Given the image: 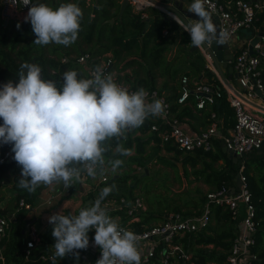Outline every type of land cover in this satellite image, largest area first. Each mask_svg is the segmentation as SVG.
I'll return each instance as SVG.
<instances>
[{"label": "trees", "instance_id": "16d2710c", "mask_svg": "<svg viewBox=\"0 0 264 264\" xmlns=\"http://www.w3.org/2000/svg\"><path fill=\"white\" fill-rule=\"evenodd\" d=\"M69 2L77 4L83 12L78 39L70 46L55 43L46 46L36 45L34 43L36 37L30 22L25 24L24 21L10 20L5 24L4 19L0 17V87L9 80L14 83L18 82L20 65L25 62L41 66L42 78L55 81L60 87L63 72L67 70H76L79 77L87 74L86 68L76 60V55L83 51L89 52L92 63L98 65L101 58L110 53L116 60L115 67L118 70L119 79L136 88L159 89L171 101L174 114L182 118L196 115L192 106L178 101L182 76L188 75L191 83V78L198 76L203 69L209 76L214 73L206 68L205 57L199 52V49H192L190 34L184 31L172 16L154 5L141 10L135 9L131 2L121 13L122 0H33V5L45 3L55 9L60 4ZM110 18H114V22H110ZM263 20L264 13L258 23H262ZM166 30L167 32H165ZM173 48H175L173 54L169 56ZM66 56L68 59L64 61L63 57ZM262 66L264 77V58ZM225 107L229 108L232 115V109L226 97H222L214 105V109L221 114ZM203 110L201 109V111ZM227 115L230 114L225 113V116ZM233 116L232 124L235 121V114ZM203 117L205 120L201 122L207 127L212 122L211 113L207 112ZM154 122L163 126L156 117H149L140 128L128 133L126 140L119 141L130 150L131 154L128 156L115 154L118 141L109 142L111 151L106 153L105 159H121L123 164L119 169H122L123 173L101 182V185L91 190L90 194L94 197L98 191L99 196L104 184L107 186L115 184L118 187V190L114 189L107 197L135 196L138 191H145L146 194L154 191L155 186L149 188L150 178L153 177L151 169L137 171L136 167V165H144V160L150 155L148 150L151 144L158 152L153 163L174 169V178L180 186H183L185 182L189 184L196 181L208 185V190H202L198 186L195 188L202 192L200 195L177 191L165 197H160L157 194L156 199L149 196L148 211L143 213L141 221L138 222L139 227H143V225L161 221L164 218L165 210L199 213L208 199L207 192L221 188L223 185H236L235 174L239 173L241 164H244L242 171L247 175L248 187L252 202L256 206L260 225L252 246L257 257L243 264H264V152L252 154L245 160L234 161L224 150L220 141H216L215 147L209 150L199 148L185 152L168 143L162 144L158 132L151 129ZM0 124H2V120H0ZM9 145L0 144V157ZM164 148L169 156L162 154ZM179 161L184 165V173L180 172ZM226 164L229 165V169L225 166ZM15 165L14 159L10 162L0 163V187L2 174L12 168L15 169ZM20 179L21 176L15 177L16 191L9 198L7 206L3 208H8L10 204V209L15 208L16 200L20 196H26L30 201H35L37 198L36 192L29 193L17 187ZM70 188L74 190L73 186ZM165 198L168 200L165 201ZM153 202L156 206L159 203L160 210L154 212ZM93 204L90 202L80 209ZM119 212L125 216V210ZM239 221L240 218H234L233 212L227 204L212 202L209 222L205 228L186 233L181 241L193 251L198 263L206 264L209 260L222 263L237 234ZM52 228L51 224L42 236V241L45 242L52 236ZM24 237L23 221L19 219L4 237L5 252L13 262H24L22 256L25 246ZM51 241L54 243V239ZM210 244L212 245L209 246ZM42 249L43 246H40V249L37 250L39 252ZM68 255L72 256L73 254Z\"/></svg>", "mask_w": 264, "mask_h": 264}, {"label": "clouds", "instance_id": "9594fccd", "mask_svg": "<svg viewBox=\"0 0 264 264\" xmlns=\"http://www.w3.org/2000/svg\"><path fill=\"white\" fill-rule=\"evenodd\" d=\"M23 3L30 5L25 21L31 23L36 45L70 46L77 41L83 18L77 4L62 3L54 9L45 3L33 5L30 0ZM205 3L193 0L188 8L199 19L182 22L179 15L173 19L190 34L192 47L222 46L229 34L218 32ZM164 113L162 100L149 102L143 88L130 92L99 66L86 79L79 78L76 70L63 72L58 87L55 81L42 78L41 66L25 62L20 65L18 82L9 80L0 87V144L12 146L13 159L21 166L20 189L34 193L41 186L61 182L71 187L85 174L95 178L106 164L117 172L123 161H106L109 142L118 141L115 154L130 155L119 141L126 140L127 134L149 117ZM114 189L115 184L104 187L94 204L82 208L78 215L60 212L49 217L54 238L52 264L68 254L78 258L77 250L87 249L88 233L93 229L95 245L101 250L96 264H141L138 235L120 227L102 207Z\"/></svg>", "mask_w": 264, "mask_h": 264}, {"label": "built area", "instance_id": "2783aa9c", "mask_svg": "<svg viewBox=\"0 0 264 264\" xmlns=\"http://www.w3.org/2000/svg\"><path fill=\"white\" fill-rule=\"evenodd\" d=\"M129 1L138 10L150 5L156 6L152 0ZM30 3L33 4V0H30ZM205 5L217 15L220 31L229 34L228 42L234 49L233 57L228 61L238 72L239 87L230 81V84L225 81L217 68L212 52L206 47L200 48L206 59L205 66L214 73L215 79L190 83L189 76L183 75L178 101L188 103L193 97L196 107L204 108L207 104H216L222 97H226L234 108L235 121L231 128H221L218 112L213 110L212 122L199 131L193 130L186 125L184 118L174 114L171 101L166 94L161 93L157 88H145L149 102L160 99L165 106L164 115L156 117L163 126L154 122L151 129L158 132L162 144L168 143L185 152L199 148L209 150L215 147L216 141H220L227 149L239 153L256 154L257 150L264 148L262 66L264 20L258 23L264 13V0H206ZM29 7L30 5L24 6L23 0H0V16L2 18L16 17L17 14L27 12ZM246 28H253V31H246V35L240 37V32ZM75 57L87 70V74L79 78H91V71L99 66L104 74H111L118 85L127 88L130 92L140 89L118 78L116 60L110 53L102 57L98 65L92 63L89 52L83 51ZM67 59V56L63 57L64 61ZM11 148V145L6 148L0 157V163L10 162L13 159L14 153ZM136 167L139 170L142 169L141 165ZM243 167L244 164H241L239 171L241 184L238 185L236 179L234 186L223 185L221 188L209 190L208 199L199 213L165 210L161 221L139 227L138 222L141 221L143 213L148 211V205L143 196L136 194L135 196L107 197L102 201V207L108 210L111 217L114 215L120 217V221L117 222L120 227L138 235L141 264H200L193 251L183 244L181 238L188 232L205 228L209 222L212 202L225 203L232 210L234 218H240L239 228L225 260L222 263L209 260L206 264H243L257 257L252 246L260 225L256 206L252 202L248 187V178L242 171ZM102 180L106 181L107 176H104ZM38 200L40 202L36 203V200L30 201L26 196H20L16 200L15 208L0 209V264H52L53 251L38 252L37 250V244L42 241V233L37 227L36 220L39 207L42 206L43 213V206L53 204L55 199L54 195H49L40 197ZM120 210H125V216L119 212ZM21 214H23L22 218ZM78 214V211L75 212V215ZM19 219L23 221L25 233L22 255L24 262L16 263L5 252L4 237ZM88 236L89 246L87 249L77 250L79 257L76 264H96V261L101 258V250L94 241L95 230H90Z\"/></svg>", "mask_w": 264, "mask_h": 264}, {"label": "rangeland", "instance_id": "374dc122", "mask_svg": "<svg viewBox=\"0 0 264 264\" xmlns=\"http://www.w3.org/2000/svg\"><path fill=\"white\" fill-rule=\"evenodd\" d=\"M174 49L175 48H173L170 51L169 56H172ZM149 149H150V152H149L150 155L147 159L144 160L145 166L144 165L143 166H144V170L151 169L150 172L153 175V177L150 178V181H149V188H151V187L154 188V186H155L156 189L149 194H146L145 191H138L139 195H140V193H142L145 200L147 199L146 202L148 201L149 196H152L154 199H156L157 194L160 197H165V196L172 195L177 191H187L190 195H200L202 192H199L195 189L197 186H198V188H201L202 190H208V185H206L205 183H201V182L199 183L198 181L192 182L189 184L187 182H185V184L183 186H180L177 183V180L174 178V169H172L171 167H165L159 163H157V164L153 163V161L156 160L157 153H158V152H156V148L154 147L153 144H151L149 146ZM162 154H166L167 156H169L168 155L169 153H165L163 151H162ZM179 162H181V161H179ZM225 166L229 169L228 164H226ZM14 167H15V169L12 168V169H10V170H8L2 174V179H1L2 181H1V187H0V207L3 204L5 206H7V202L9 200V198L12 196L13 192L16 191L15 187H14L15 177L21 176V166H19L16 163V165ZM179 168H180V172L184 173L185 168H184L183 163H182V167L179 166ZM122 173H123L122 169L121 170L118 169V171L114 173V172H112L111 168H109L107 170H103L100 173H98V176L96 178H97V180L99 178L98 182H99V186H100L102 176L104 177V175H107V180H108V178L113 177L115 174H122ZM235 175H237V173ZM87 178H88L87 179L88 182H91V177L87 176ZM84 181L85 180L82 179V181L77 182L74 185H72L74 190H71L70 187H65L62 182L59 184H54L51 187L41 186V187L36 189L35 192L38 194L37 198L35 199L36 203L40 202V200H38V199H40V197L41 198L47 197L49 195H54V199H55L53 204L43 206V209L46 210L45 214H42V212H41L42 206H40L39 209L37 210L39 213H37L38 217L36 220V224H37L38 229L43 232V233L41 232L42 236L46 233L48 227L51 225L49 223V217L50 216L57 214V213H60V212L64 215H73L75 212L80 210L79 207L81 208V204H82L83 200L80 197H77L75 194L78 193L79 191L81 192L84 189ZM96 183H94V184H96ZM103 187H107V185L104 184ZM78 189H79V191H78ZM115 190H118V187H116ZM119 190H120V188H119ZM142 194H141V196H142ZM164 200L167 201L168 198H165ZM10 205H8V206L10 207ZM147 205L149 207L148 203H147ZM152 205H153L154 212L156 210H160L159 209V203H158V206H156L154 202L152 203ZM43 215H45V216H43ZM51 237L45 242L51 243Z\"/></svg>", "mask_w": 264, "mask_h": 264}, {"label": "crops", "instance_id": "0c3cea01", "mask_svg": "<svg viewBox=\"0 0 264 264\" xmlns=\"http://www.w3.org/2000/svg\"><path fill=\"white\" fill-rule=\"evenodd\" d=\"M27 11V10H26ZM27 13H28V11L27 12H23V13H20V14H17V16L16 17H12V18H8L9 20H8V22L10 21V20H20V21H25V17L27 16ZM169 13H171V12H169ZM1 17V16H0ZM2 18V17H1ZM7 18V17H6ZM6 18H3L4 19V21H5V19ZM7 22V23H8ZM6 23V24H7ZM248 32H251V31H248ZM246 35V31H244V29L240 32V34H239V36L240 37H244ZM192 49H193V47H192ZM199 49V52L201 53V54H203V52L201 51V49L200 48H198ZM203 56H204V54H203ZM206 60V59H205ZM205 64H206V61H205ZM225 73H226V76H227V78H228V80L232 83V84H234L235 86H237V87H239V82H238V79H237V77H235V76H232V77H230L229 76V71H228V68L226 69V71H225ZM211 78V79H210ZM213 79H215L214 77H213V75L212 76H209L206 72H205V70L203 69V71L198 75V76H196V77H192L191 78V83H194V82H197V81H208V80H213ZM227 99V98H226ZM186 104H188L189 106H192L193 107V109H194V112H195V114L196 115H194V116H192V117H189V116H187V117H184V120H185V122H186V125H189V127H191L193 130H196V131H199V130H201V129H203V128H205V126H204V124L201 122V121H203V120H205V117H203L207 112L209 113H211L213 110H216V109H214V105L215 104H207L204 108H197L196 107V101H195V99L192 97V100H190L188 103H186ZM229 106L231 107V109H232V115H231V112H230V110H229V108L228 107H225V109H223L222 110V114L219 112V111H217L218 112V119H219V123H220V125H221V128H224V129H229V128H231V126H232V117L234 118V113H233V110H234V108L230 105V103H229ZM201 109H204L203 111H201ZM225 113L226 114H230V115H227V116H225ZM158 119V118H157ZM150 132V131H149ZM154 143V142H153ZM149 152H150V149L148 150ZM163 152H165V153H168L166 150H165V148L163 149ZM262 152H264V148H263V150H262ZM261 152V153H262ZM243 159H246V158H243ZM242 159V160H243ZM107 161V160H106ZM180 164H182L181 162H178V166H180ZM135 166V165H134ZM181 167V166H180ZM109 168H111V166L109 165V164H106L105 166H104V168L102 169V170H100V171H98V173H100L101 171H103V170H107V169H109ZM119 170H121V169H119ZM141 170H144V166H142V169ZM137 171H140L138 168H137ZM117 175H119V174H115L114 176H117ZM97 176H98V174H97ZM96 176V177H97ZM104 176H107V175H104ZM91 178V182H88V178H87V175H84L83 176V180H85L84 181V189L80 192L79 191V189H78V193H76L75 195L77 196V197H80L82 200H83V202H82V204H81V207L83 206V205H86V204H88V203H90V202H92V203H94L95 202V200L97 199V198H99V196H98V191H96V194L94 195V197L90 194V191L91 190H94L95 188H98L99 187V182H98V180H99V178H98V180H97V178ZM102 178H103V176L101 177V182L103 181L102 180ZM87 181V182H86ZM97 182V183H96ZM100 182V183H101ZM94 183H96V184H93ZM141 195V194H140ZM92 196V197H91ZM143 196V195H142ZM144 197V196H143ZM148 203V202H147ZM5 205L3 204L0 208H2V209H4L3 207H4ZM79 209H80V207H79ZM5 210V209H4ZM45 211L46 210H44V212L42 213V214H45ZM73 215H75V213L73 214ZM43 216H45V215H43ZM112 218L113 219H115L117 222L118 221H120V217L119 216H117V215H114V216H112ZM42 232V231H41ZM43 233V232H42ZM51 239H54L53 237H51ZM53 242L51 241V243H47V242H44V241H41V242H39L38 244H37V249L39 248L40 249V246H43V249L42 250H44V251H49V250H52L53 251V249H52V246H53ZM78 262V258L75 256V255H66L64 258H57V261H56V264H76Z\"/></svg>", "mask_w": 264, "mask_h": 264}, {"label": "water", "instance_id": "95a60500", "mask_svg": "<svg viewBox=\"0 0 264 264\" xmlns=\"http://www.w3.org/2000/svg\"><path fill=\"white\" fill-rule=\"evenodd\" d=\"M157 7H159L160 9H162L163 11H166L170 16L173 17V15H179L182 19V22H187V21H192L195 19H199L194 13H189L188 12V8L190 6V4L193 2V0H152ZM130 1L129 0H122V8H121V13L124 11L125 7L128 5ZM206 9L211 13L212 17H213V21L217 26V30L218 32L220 31V26L217 20V15L213 14L209 8L205 5ZM171 12V13H169ZM8 18L5 19V24L8 22ZM110 22H114V18H110L109 19ZM24 23L26 24L27 22L24 21ZM244 31H253V28H246L244 29ZM256 41V40H254ZM195 48V47H193ZM209 51L212 52L213 54V58L214 61L217 65V68L219 69L223 79L225 81H227L229 84V80L226 76V69L228 68L229 71V76H235L238 77V72L234 70V66L232 64L229 63V59H231L233 57V49L234 47H231L229 42L227 41L226 44L220 46L217 44H213V46L211 47H206ZM224 150L226 152H228L229 156L231 158L234 159V161H238L239 159L242 158H248L252 156V153H244V152H237L234 151L232 149H227L226 146H223ZM262 150H257V153H261ZM180 166L182 167V164H180ZM237 178V184L240 185V177H239V173H237L236 175ZM52 251V250H49Z\"/></svg>", "mask_w": 264, "mask_h": 264}]
</instances>
